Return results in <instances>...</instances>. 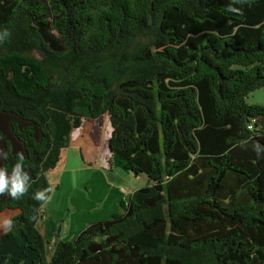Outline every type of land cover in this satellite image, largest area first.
Returning a JSON list of instances; mask_svg holds the SVG:
<instances>
[{"label": "trees", "instance_id": "16d2710c", "mask_svg": "<svg viewBox=\"0 0 264 264\" xmlns=\"http://www.w3.org/2000/svg\"><path fill=\"white\" fill-rule=\"evenodd\" d=\"M262 87L264 0H0V168L23 155L30 178L0 212L19 210L26 264H264ZM106 113L147 184L72 240L59 227L48 258V174Z\"/></svg>", "mask_w": 264, "mask_h": 264}, {"label": "rangeland", "instance_id": "374dc122", "mask_svg": "<svg viewBox=\"0 0 264 264\" xmlns=\"http://www.w3.org/2000/svg\"><path fill=\"white\" fill-rule=\"evenodd\" d=\"M248 102L264 104V87L253 91L248 96ZM103 116L102 123L105 125L110 119L107 113ZM91 132H93L91 139L85 145H81L82 150L76 144H70L71 147L64 149L63 154L68 155V160L58 164L48 174L52 192L43 206L41 227L48 230L50 224L58 222V226L62 229L66 226L67 231L69 223L72 222L69 228L71 239L77 234L82 219L91 222L100 217L98 215L103 211L102 207L111 189L120 190L124 195L121 185L126 186L131 193L147 184L146 175L135 176L128 172L117 156L112 160L108 147L109 138L103 136V131L100 133L94 129ZM105 157L112 161V170L103 167L101 160ZM125 196L128 200V193ZM112 203L113 200L110 198V204ZM45 236L49 240L47 232Z\"/></svg>", "mask_w": 264, "mask_h": 264}, {"label": "crops", "instance_id": "0c3cea01", "mask_svg": "<svg viewBox=\"0 0 264 264\" xmlns=\"http://www.w3.org/2000/svg\"><path fill=\"white\" fill-rule=\"evenodd\" d=\"M109 116V114H108ZM103 115L100 116L97 119H84V122L79 128H76L72 132L71 136V145L76 144L79 147L80 150H82L81 145L83 143H86L91 139V136L93 132H91L92 128H90L88 125H93V122L99 123L100 125H97L95 130L100 131V133L103 131V136L110 138L111 136V131H112V125L108 121L107 124L102 123L103 120ZM110 119V118H109ZM107 125L109 127L108 131L107 130ZM76 133V135H75ZM110 134V135H109ZM109 141V140H108ZM71 147V146H70ZM64 149L61 152L60 155V160L58 164H61L62 162H65L68 160V155L63 154ZM110 155L112 156V160L114 158V155L110 152ZM85 158V157H84ZM111 158V157H110ZM86 159V158H85ZM102 164L104 165L103 167L106 169H113V163L111 160L105 159L101 160ZM57 164V166H58ZM56 166V167H57ZM122 189H124L128 194L133 193V191L130 193L129 190L126 189V186L121 185ZM112 193H114L116 196H114ZM110 198L113 200V203L110 204ZM121 199H126L125 194L123 195L120 190H115L114 188L110 190V195L106 198L104 205L102 208L103 211L99 213L97 219L91 220V222H87L86 219H82L83 222L79 225L78 232L75 234V236L72 238L74 239L84 228H86L89 224L96 222V221H101V220H106L111 217V215L120 209V200ZM95 209V208H93ZM19 213V210L15 209H5L0 212V264H26V262L29 259L35 260V256L33 254H29L28 257H22V253L27 251L23 238L20 233V225L19 223H12L11 219L13 216ZM68 219V218H67ZM8 221H11V223H6ZM89 223V224H88ZM43 224V218L38 222V229L40 230L41 234L47 241L46 245V251H47V257L50 258L52 254L53 247L55 245V242L59 236L58 234V229L60 226H58V222H56L54 225L50 224L48 230L45 228V230L41 227ZM72 222L69 223V227L66 231V226L62 229V237L63 239L67 240H72L70 238L69 234V228H71ZM45 226V225H44ZM47 227V226H46ZM66 231V233H65ZM49 234V240H47L45 233Z\"/></svg>", "mask_w": 264, "mask_h": 264}, {"label": "clouds", "instance_id": "9594fccd", "mask_svg": "<svg viewBox=\"0 0 264 264\" xmlns=\"http://www.w3.org/2000/svg\"><path fill=\"white\" fill-rule=\"evenodd\" d=\"M6 158V157H5ZM23 155H19L17 163L9 173L7 169L0 168V193L7 192L13 199L21 198L28 191L29 175L23 170ZM49 190H40L33 193V199L44 201L48 197L46 192ZM6 223H11L8 221Z\"/></svg>", "mask_w": 264, "mask_h": 264}, {"label": "built area", "instance_id": "2783aa9c", "mask_svg": "<svg viewBox=\"0 0 264 264\" xmlns=\"http://www.w3.org/2000/svg\"><path fill=\"white\" fill-rule=\"evenodd\" d=\"M124 190V189H123ZM125 193H127L125 190H124Z\"/></svg>", "mask_w": 264, "mask_h": 264}, {"label": "water", "instance_id": "95a60500", "mask_svg": "<svg viewBox=\"0 0 264 264\" xmlns=\"http://www.w3.org/2000/svg\"><path fill=\"white\" fill-rule=\"evenodd\" d=\"M109 147V146H108ZM109 150H110V147H109Z\"/></svg>", "mask_w": 264, "mask_h": 264}]
</instances>
